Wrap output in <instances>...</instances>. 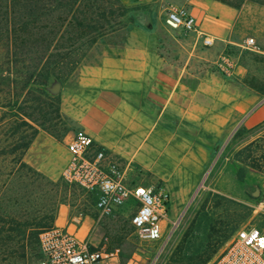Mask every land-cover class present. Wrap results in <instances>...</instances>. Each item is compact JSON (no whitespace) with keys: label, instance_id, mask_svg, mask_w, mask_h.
Returning <instances> with one entry per match:
<instances>
[{"label":"crops","instance_id":"crops-1","mask_svg":"<svg viewBox=\"0 0 264 264\" xmlns=\"http://www.w3.org/2000/svg\"><path fill=\"white\" fill-rule=\"evenodd\" d=\"M155 1L185 6L197 32L170 29L172 39L164 40L152 25L131 24L99 39L59 87V114L68 131L55 139L38 129L24 163L56 180L73 132L82 130L123 161L135 184L149 178L173 193V185L194 177L190 189L178 190L186 199L214 151L241 126L252 129L264 121V94L244 84L245 66L233 57L230 76L211 66L222 53L241 47L261 24L264 7L250 2L235 9L215 0H120L126 5ZM204 36L213 39L211 46L203 45ZM92 224L88 215L72 214L68 205L59 204L52 227L98 247Z\"/></svg>","mask_w":264,"mask_h":264},{"label":"rangeland","instance_id":"rangeland-1","mask_svg":"<svg viewBox=\"0 0 264 264\" xmlns=\"http://www.w3.org/2000/svg\"><path fill=\"white\" fill-rule=\"evenodd\" d=\"M123 5L136 8L135 11L128 13L125 19L131 16L135 24L152 25L162 31L164 40L172 39L168 34L171 30L165 24V17L168 7L175 5L165 1ZM260 17V21L263 22L264 18ZM262 22L255 27V30L253 29L252 34L246 36L254 39L260 52L239 47L229 54L245 66L247 74L244 84L264 94V24ZM116 39H121V34ZM214 63L211 64L212 67ZM62 83L51 78L46 91L51 95H58ZM55 123V131L58 134L64 132V127L68 128L65 122V125L62 124V118L55 119ZM262 133H264V125L248 129L239 137L234 138L235 133L229 137L226 143L214 151L186 199L180 197L178 190L183 189L184 186L190 189V184H193L194 180L190 175L185 179L187 181L184 185H173V193L170 192L169 186L161 181L149 178L139 180L144 181L142 184L159 183L169 194V212L164 223L163 243L140 241L135 237L130 222L134 209L130 205L105 216L94 209L88 197L79 196L81 189L71 187L75 192L72 191L73 189L71 191L64 189L61 186L60 176L56 180H51L46 176L39 178L23 170L10 180L0 196V264H14V257L22 251V248L26 255L20 264H29L42 258L39 237L41 233L52 228L55 210L59 204H62L60 201L68 205L72 214H85L93 220L91 229H95L99 234L98 247L106 254H110L113 264H172L170 257L174 250L182 248L186 253L190 251V243L195 240L193 235H202V231L207 232L216 221L228 222L241 218L236 230L245 226H254L264 231V182L260 186L246 185L239 183L234 177L235 153ZM242 206L247 208L244 209ZM218 227L219 224L216 225V228ZM32 230L38 232L36 249L33 248L34 240L30 237L33 235ZM22 233L24 236H20ZM188 233L190 239L182 243V238ZM185 261L186 259H180V262Z\"/></svg>","mask_w":264,"mask_h":264},{"label":"trees","instance_id":"trees-1","mask_svg":"<svg viewBox=\"0 0 264 264\" xmlns=\"http://www.w3.org/2000/svg\"><path fill=\"white\" fill-rule=\"evenodd\" d=\"M215 1L235 9L246 1L264 7V0ZM135 10L120 0H0V196L10 180L23 170L44 178L23 162L38 129L55 139L68 131L67 127L62 134L55 131V119L61 120L59 95L46 91L49 80L66 81L99 39L135 24L131 16L125 19ZM62 124L65 125L63 119ZM263 125L264 121L255 127ZM247 130L240 127L234 138ZM234 162L236 181L260 186L264 182V133L240 148ZM61 186L73 189L63 182ZM82 194L81 191L79 196ZM240 219L216 221L202 235L194 234L190 251L174 250L171 263L206 264L236 230ZM32 232L36 249L38 232ZM188 235L182 243L190 239ZM25 255L22 248L13 263L20 264Z\"/></svg>","mask_w":264,"mask_h":264},{"label":"built area","instance_id":"built-area-1","mask_svg":"<svg viewBox=\"0 0 264 264\" xmlns=\"http://www.w3.org/2000/svg\"><path fill=\"white\" fill-rule=\"evenodd\" d=\"M165 24L185 34L197 32L194 17L183 6H169ZM202 43L211 46L213 39L204 36ZM241 47L260 52L252 37L246 38ZM233 67L234 59L229 53H222L214 63V68L224 76H230ZM68 154L60 172L63 183L81 189L82 196L88 197L94 209L105 216L130 205L134 209L130 222L135 237L140 241L164 242L170 201L164 186L135 184L123 161L97 146L82 130L73 132ZM39 245L42 258L29 264H111L110 254L86 240H78L66 230L52 227L44 231ZM206 264H264V231L254 226L239 228Z\"/></svg>","mask_w":264,"mask_h":264}]
</instances>
